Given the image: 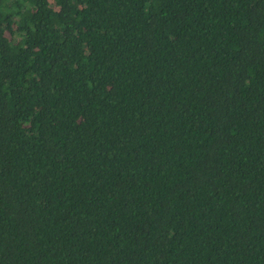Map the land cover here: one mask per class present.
Instances as JSON below:
<instances>
[{"label":"trees","instance_id":"16d2710c","mask_svg":"<svg viewBox=\"0 0 264 264\" xmlns=\"http://www.w3.org/2000/svg\"><path fill=\"white\" fill-rule=\"evenodd\" d=\"M0 264H264V0H0Z\"/></svg>","mask_w":264,"mask_h":264}]
</instances>
